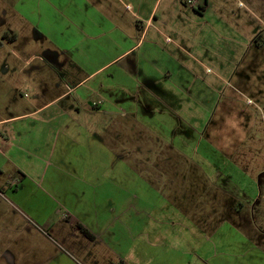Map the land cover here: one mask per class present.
<instances>
[{"label":"rangeland","instance_id":"374dc122","mask_svg":"<svg viewBox=\"0 0 264 264\" xmlns=\"http://www.w3.org/2000/svg\"><path fill=\"white\" fill-rule=\"evenodd\" d=\"M166 5L140 37L135 21ZM182 8L0 0L4 116L31 107L26 80L36 104L67 89L45 52L85 78L58 101L80 124L62 130V171L27 156L41 185L7 187L11 163L0 176V264H264V0Z\"/></svg>","mask_w":264,"mask_h":264},{"label":"crops","instance_id":"0c3cea01","mask_svg":"<svg viewBox=\"0 0 264 264\" xmlns=\"http://www.w3.org/2000/svg\"><path fill=\"white\" fill-rule=\"evenodd\" d=\"M182 1L183 0H171V6L179 5V7H183V11L184 9H188L187 11L193 10L192 8H194V6L187 8V6L183 5ZM199 7L205 8V5L200 4ZM170 12L171 10L168 9V5H166V7H164L161 11L162 17L157 16L156 11L154 12L153 10H151L148 17H146L144 21L136 20L135 23L137 22L136 26L140 31V37L146 36L147 32L150 29H154L157 33H160L155 23L163 22L165 25H167V14H169ZM192 12L196 13L194 10ZM132 16L133 18L137 17V15H135L134 13L132 14ZM160 18H162V21H160ZM162 28L165 29V27ZM133 46L128 47L118 56H121L123 54L126 57L130 54L129 50L133 48ZM44 56L43 60L47 62V65H49L51 69L55 70L54 75L57 77V85L59 87L60 85H64L67 89L65 90V92L63 91V93L56 94L54 98H52L48 102L41 103L37 101L36 104V100L39 98L41 91L43 90V86L33 83L34 79L32 81L26 80L29 85L34 87L35 92H37L34 97V101L29 104V106L31 107H29V109L27 110H22L16 107L12 113L6 114L5 116L0 112V176L4 175L3 173L7 163H11V169L16 170L17 172V179L14 180L13 183L7 182L6 186L9 188L16 189L17 187H19V184L24 188L26 185V179L29 177L31 178L30 180L33 179V182L35 184L41 185V183L43 182L42 169L36 163H34L32 166L29 162L25 161L27 160V156L35 159L41 158L40 161L45 162V158H49L50 160H52L55 155V169L62 171L61 163L57 162L63 159L65 160V158H63L64 153L62 152L63 149L61 146V142L64 140V137L67 140L71 139V135L64 134L62 130L63 128H72V125L76 128H79L80 125L78 122L71 121L64 123L59 119L63 112H67L65 109H69L71 107V104L64 108L62 104H58V101H61L64 96L66 97L72 94L78 87L83 85V80L85 78L77 81L73 74L68 73L67 75V72L64 71L62 67V63L58 61V55L55 51L45 52ZM32 58L33 56L28 57L25 60L24 64L30 62ZM114 59L115 58L111 59L109 62ZM109 62H106V64ZM71 63L73 66L80 68L72 59ZM106 64L102 65V67ZM132 64L133 66L135 65L134 63ZM59 66L60 69H62L60 71L61 74L60 72H58L59 74L56 73V69L57 67L59 68ZM93 73L94 72L90 74ZM73 108H76V112L79 113L77 106ZM92 109H94V107ZM49 140H51L50 146ZM119 261L120 264H125L127 262V257L122 256L120 257Z\"/></svg>","mask_w":264,"mask_h":264},{"label":"built area","instance_id":"2783aa9c","mask_svg":"<svg viewBox=\"0 0 264 264\" xmlns=\"http://www.w3.org/2000/svg\"><path fill=\"white\" fill-rule=\"evenodd\" d=\"M184 3L189 5L190 7H193L196 3V0H185Z\"/></svg>","mask_w":264,"mask_h":264},{"label":"trees","instance_id":"16d2710c","mask_svg":"<svg viewBox=\"0 0 264 264\" xmlns=\"http://www.w3.org/2000/svg\"><path fill=\"white\" fill-rule=\"evenodd\" d=\"M78 227L83 231V233L89 237V238H92V236L90 235V233L86 230V229H82L81 226L78 225Z\"/></svg>","mask_w":264,"mask_h":264}]
</instances>
